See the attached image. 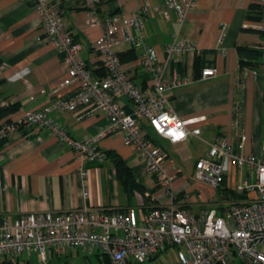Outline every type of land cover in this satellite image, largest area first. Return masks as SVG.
<instances>
[{"label": "crops", "instance_id": "1", "mask_svg": "<svg viewBox=\"0 0 264 264\" xmlns=\"http://www.w3.org/2000/svg\"><path fill=\"white\" fill-rule=\"evenodd\" d=\"M257 1L197 0L182 24L177 23L174 12L170 19H164V0H116L98 8L101 22L112 15L130 17L141 11L138 18L143 43L156 51L165 79L175 76L179 84L166 93L173 112L184 120L201 119L187 126L189 131L200 129L199 136L189 135L177 144L155 137L167 154L163 167L176 175L171 183L175 192L192 195L198 186H204L195 181L186 184L178 178L185 169L193 177L195 162L207 155L216 140H226L236 153L261 155L264 65L260 56L238 51L264 47ZM58 7L62 24L80 46V58L97 70L100 60L92 43L102 36V26L89 25L88 11L78 0H58ZM43 37L42 25L30 5L20 0H0V106L14 105L16 109L8 120L16 121L28 112H45L73 91L71 87H59L68 78L67 67ZM174 41H184L192 49L169 62L164 49ZM115 50L118 54L132 52L133 58L121 63L122 70L137 87L146 88L148 77L138 59L141 48L121 42ZM208 66L215 68L216 76L202 81L201 70ZM253 71L261 75L254 77ZM48 118L75 140L102 135L97 146L105 160L83 161L46 131L24 127L10 134L0 143V219L13 221L30 213L61 214L82 208L107 212L134 208L140 223L148 210L168 204L160 180L143 172L135 153L124 145L123 136L106 133L109 121L105 116L53 111ZM112 155L128 164L133 178L151 199L137 191L126 192L116 176ZM246 175L229 165L220 189L222 201H234L231 193ZM180 200L179 196L178 205ZM195 207L190 203L185 208L196 215L207 209ZM72 254L68 250L63 257Z\"/></svg>", "mask_w": 264, "mask_h": 264}, {"label": "built area", "instance_id": "2", "mask_svg": "<svg viewBox=\"0 0 264 264\" xmlns=\"http://www.w3.org/2000/svg\"><path fill=\"white\" fill-rule=\"evenodd\" d=\"M196 1L164 0V19H170L174 12L177 23L182 24ZM20 2L34 9L44 31L43 40L55 47L67 67L68 78L59 87H71L73 91L45 112H28L16 121L0 122V143L27 127L48 132L83 161L103 163L105 154L97 146L102 135L75 140L48 114L82 111L103 115L109 121L106 133L123 136L124 145L135 153L143 172L160 180L169 202L148 210L140 223L134 208L111 213L82 208L61 214L30 213L13 221L0 219V262L15 264L35 256L40 264H47L48 252L62 257L73 249L110 264H144L168 250L175 252V258L166 264H264V138L260 156L236 153L224 139L214 141L207 155L195 162L194 181L220 190L229 165H233L247 173L235 187V193L243 197L223 201L198 215L188 211L185 207L191 203L192 195L171 189L173 179L162 169L167 154L155 137L177 144L189 135L199 136L200 129L189 131L187 126L201 119L184 120L173 112L166 93L179 84L175 76L165 79L156 51L143 43L138 18L141 11L130 17L112 15L101 22L96 14L100 0H78L88 11L89 25L100 24L103 28L102 36L92 43L100 60L97 72L80 58V46L62 24L58 0ZM257 5L262 22L258 29L264 34V0H258ZM121 42L141 48L138 59L148 77L146 88L137 87L122 70L115 50ZM190 49L188 43L174 41L164 51L167 61L174 62ZM257 50L262 52L264 65V47ZM252 73L254 77L261 75L258 71ZM215 76L213 67L201 70L202 81ZM144 196L151 199L149 193Z\"/></svg>", "mask_w": 264, "mask_h": 264}, {"label": "rangeland", "instance_id": "3", "mask_svg": "<svg viewBox=\"0 0 264 264\" xmlns=\"http://www.w3.org/2000/svg\"><path fill=\"white\" fill-rule=\"evenodd\" d=\"M164 165V164H163ZM166 176L170 177L171 179L176 178L174 173H169L166 169V166L162 167ZM185 173L181 175L182 177L178 178L180 180H186L185 183L188 184L194 183V179L192 174L189 173L187 169L184 170ZM177 183V181H175ZM155 195V193H154ZM222 192L219 189H212L207 186H198L194 193L191 196V204L196 206L195 208H200L205 206L206 208H215L217 205L222 203L221 199ZM223 196V195H222ZM221 200V201H220ZM136 212V210H135ZM137 215V212H136ZM73 254L66 257H59L56 255H51L50 252L47 254V264H101V262L93 255L85 256L81 252L76 254V250H71ZM175 258V252L173 250H168L167 252H163L155 257V259L148 261L144 264H166L170 260ZM26 260H21L20 262H24ZM29 261V264H40V261L37 257L32 256Z\"/></svg>", "mask_w": 264, "mask_h": 264}, {"label": "trees", "instance_id": "4", "mask_svg": "<svg viewBox=\"0 0 264 264\" xmlns=\"http://www.w3.org/2000/svg\"><path fill=\"white\" fill-rule=\"evenodd\" d=\"M116 0H100V3L96 6V14L98 12V8L102 5V4H107L110 2H113ZM84 8V7H83ZM84 10H87L86 8H84ZM60 16H61V12H60ZM264 36V34H263ZM241 54H247V55H253V56H260L262 52L260 50H247V49H239L238 50ZM120 57V61L121 63L128 61L130 59L133 58V54L132 52H126V53H122L119 54ZM241 66H243V64H241ZM99 71V70H96ZM16 111L15 106L14 105H4V106H0V122L2 121H9L8 117L14 113ZM111 160L114 164V168H115V172H116V176L117 178L122 182V184L125 187V190L128 194L133 193L134 191H137L141 194H144L146 192L145 188L140 185L134 178L131 172L130 167L128 166V164L121 159L120 157H118L117 155H112ZM232 194V198L234 199V201L241 199L243 196L237 193H231ZM122 211V210H121ZM107 212V211H105ZM116 212V211H115ZM111 213V212H109ZM101 262V264H110L108 262V260H99ZM0 264H12L11 262L8 261H2L0 262ZM15 264H29V261H25V262H17Z\"/></svg>", "mask_w": 264, "mask_h": 264}]
</instances>
